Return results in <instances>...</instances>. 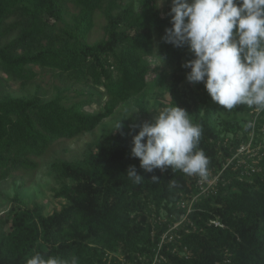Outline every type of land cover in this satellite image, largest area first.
Here are the masks:
<instances>
[{
    "label": "trees",
    "instance_id": "1",
    "mask_svg": "<svg viewBox=\"0 0 264 264\" xmlns=\"http://www.w3.org/2000/svg\"><path fill=\"white\" fill-rule=\"evenodd\" d=\"M125 1L0 0V69L7 79L26 87L38 76L27 67L38 66L100 91L87 93L84 96L89 99L80 101H71L64 93L68 89L50 100L39 94L0 98V181L17 170H36L34 158L43 156L54 142L93 131L122 104L133 101L145 119L133 124V131L129 120L122 118L123 127L83 162L54 163L59 176L73 182L57 193L68 205L50 216L43 214L39 204L34 209L14 210L6 221L8 232L0 239V264H26L36 252L68 260L75 256L79 264H95L85 259L93 252L99 264H117L115 258L105 261L100 246L112 252L121 248L124 257L136 264H152L157 255L165 259L158 264H264V172L246 174V165H239L238 159L224 169L241 141H224L213 106L208 102L204 112L197 104L191 108L178 89L190 72L183 65L194 54L187 45L177 48L164 42L165 30L172 26L171 16L161 14L159 0H139L137 8ZM68 3L79 11L71 24L65 21ZM97 12L107 19L106 37L90 44ZM157 38L161 61L179 67L169 86L171 105L184 108L192 123L201 126L198 149L209 160L206 172L223 171L217 194L201 198L194 206L190 218L195 228L187 233L189 226L184 225L172 232L176 235L172 241L162 239L172 220L152 225L145 212L149 204L160 209L164 202L178 201L181 195L197 194L199 174L187 175L171 166L149 173L131 156L132 138L139 126L159 113L145 106L148 90L164 85L169 77L157 74L159 68L151 63ZM196 85L208 95L203 83ZM101 95L106 97L103 111L85 112L93 103L91 98ZM262 137L264 111L258 116L254 139ZM131 166L144 178L140 183L127 177ZM18 199L15 197L16 202ZM213 218L226 228L210 226ZM184 247L190 252L188 258L181 256Z\"/></svg>",
    "mask_w": 264,
    "mask_h": 264
},
{
    "label": "clouds",
    "instance_id": "2",
    "mask_svg": "<svg viewBox=\"0 0 264 264\" xmlns=\"http://www.w3.org/2000/svg\"><path fill=\"white\" fill-rule=\"evenodd\" d=\"M169 15L172 26L165 30L164 42L177 48L187 45L195 57L183 65L190 69L186 80L203 83L211 100L226 112L237 105L264 111V0H171ZM190 117L174 104L139 126L131 156L139 159L140 168L150 173L171 166L187 175L206 174L209 160L198 149L202 128ZM122 127L117 123L115 130ZM126 175L135 183L144 180L134 166ZM26 264L79 261L36 252Z\"/></svg>",
    "mask_w": 264,
    "mask_h": 264
},
{
    "label": "rangeland",
    "instance_id": "3",
    "mask_svg": "<svg viewBox=\"0 0 264 264\" xmlns=\"http://www.w3.org/2000/svg\"><path fill=\"white\" fill-rule=\"evenodd\" d=\"M135 8L139 6V0H126L125 5H131ZM158 6L163 16L170 12L171 0H159ZM67 15L65 16L66 23H72L73 16L78 14V9L73 5L67 4ZM107 19L102 12H97L95 16V27L89 35L88 42L95 44L106 37L105 27ZM64 26V23L61 24ZM160 42L157 38L155 41V55L151 58V63L154 67H158L157 74L162 76L168 75L164 85L156 84L149 88V95L146 99L145 106L150 112H159L164 108L172 107L173 95L169 91L172 75L176 72L177 65L168 66L164 64L159 57ZM189 52H191L189 50ZM192 53V52H191ZM27 69L32 70L38 74L36 79L26 87H22L20 82L7 79L0 69V98L10 95L13 97H32L39 94L43 99L50 100L54 98L58 92H64L71 101H80L82 99H89L87 93H99V89L89 88L87 85H79L70 82L69 80L58 76L55 72L43 69L38 66H28ZM155 75H153V78ZM178 89L184 102L191 108L197 104L204 112L209 102L214 110V118L216 126L221 131V138L224 141H241V152H238L236 158L241 164L257 170V173L264 172V137L262 140L256 141L253 137L251 127H248L252 117V111L246 109V105H237L233 110L227 111L217 103L213 102L208 95L203 94L196 83H189L187 80L179 84ZM91 98L93 103L84 108L87 113H99L103 111L106 97L103 95ZM244 107V108H243ZM243 108V109H242ZM184 109V108H183ZM247 110V111H246ZM187 112V111H186ZM188 113V112H187ZM189 114V113H188ZM132 115V116H131ZM190 115V114H189ZM131 116V117H130ZM130 117V118H129ZM122 118L129 120L130 124H135L138 120H145L140 113L139 108L132 101L122 104L118 107L115 114L105 120L100 126L91 132L85 133L75 139H60L54 142L47 152L41 156L34 158L38 163L36 170H17L10 174L6 179L0 181V239L8 232L9 225L6 221L11 217L14 210L34 209L35 205L39 204L43 207V214L50 216L56 211L68 205V201L57 196V193L65 185H73V182L63 179L53 169V164L58 162H69L71 164L83 162L91 151H96L99 144H104L115 133V125L119 123ZM255 145V149L253 146ZM0 171V175H1ZM147 195V194H146ZM15 197H18L16 202ZM181 199L189 200L188 195H181L180 199L164 202L160 209L154 204H149V209L146 211L147 222L156 225L159 221H167L170 216L176 215L179 209V202ZM176 210V211H174ZM137 213H132L134 217ZM155 230V229H154ZM95 247V245H91ZM103 253L104 259L113 257L117 259V264H128V260L124 257L121 248L112 252L99 247ZM88 252L85 259L88 263L97 262V258ZM99 254V252H98ZM112 258V259H113ZM142 263L145 260H141Z\"/></svg>",
    "mask_w": 264,
    "mask_h": 264
},
{
    "label": "built area",
    "instance_id": "4",
    "mask_svg": "<svg viewBox=\"0 0 264 264\" xmlns=\"http://www.w3.org/2000/svg\"><path fill=\"white\" fill-rule=\"evenodd\" d=\"M253 113V117L252 120L250 121V124L252 125V131H253V138H255V127L257 125V121H258V116L261 113L257 112L255 110L252 111ZM253 148L255 149V146H253ZM238 152H241V148L238 149L237 153L235 154L234 158L231 160H228L226 162V164L224 165V169H227V167L232 163V161L236 158V155L238 154ZM239 160V159H238ZM242 161L239 160V165H245V164H241ZM245 173L249 174V172H257V170L247 167L245 168ZM223 176V171H221L219 174H216L215 172L209 170L208 172H206V174L204 175H199L198 181H197V189H198V193L195 195H189L188 198L189 200H185V199H181V201L179 202V209H181L182 213L180 214L179 217H177V215H171L170 219L165 221H171L172 223L169 225V230L168 232H166L162 239L163 241L165 239L168 238L169 241H172L175 238V234H172V232L174 231H178L181 228H183L184 225H188V229L186 230L187 233H189L192 228H195L194 223L191 220V215L195 212V204L203 197H208L209 195H214L217 194L218 192V186L220 183V180ZM163 221H159V223H161ZM158 223V224H159ZM210 226H214V227H220V228H226V226L218 219V218H213L209 220L208 223ZM176 252V249L175 251ZM183 257H190V252L188 250L187 247H184V251L182 252ZM113 257H110L109 261H111ZM145 260L144 258H140L141 260ZM162 260H165L163 256L157 255L154 259V262L152 264H158L160 263ZM128 264H136V263H132L128 261Z\"/></svg>",
    "mask_w": 264,
    "mask_h": 264
}]
</instances>
